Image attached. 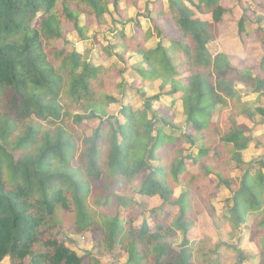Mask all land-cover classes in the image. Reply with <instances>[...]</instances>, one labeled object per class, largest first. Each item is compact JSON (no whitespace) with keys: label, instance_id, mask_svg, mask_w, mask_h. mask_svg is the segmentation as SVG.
<instances>
[{"label":"trees","instance_id":"16d2710c","mask_svg":"<svg viewBox=\"0 0 264 264\" xmlns=\"http://www.w3.org/2000/svg\"><path fill=\"white\" fill-rule=\"evenodd\" d=\"M120 1L0 0V264L5 258L8 264H101L91 252L78 255L70 248L60 236L63 228L98 230L109 251L127 255L123 264H194L188 238L195 228L196 195L209 204L215 190L229 189L233 167L243 174L226 200L225 216L236 231L248 230L254 218L249 229L258 264H264V167L242 159L252 141L238 123L245 118L257 130L264 110L236 88L264 96V55L255 73L254 66L238 67L228 55L209 51L228 14L221 0H167V11L158 10L175 31L167 46L158 42L147 49L120 33L122 42L107 48V58L122 47L119 58L132 49L141 61V109L121 103L111 112L124 96L123 82L113 80L122 72L68 51L66 25L85 39L79 18L100 26L110 4L119 13ZM40 13L45 18L36 28ZM246 19L242 15L237 22L239 35L245 34ZM157 81L158 93L146 96L144 88ZM161 97L182 103L185 129L179 136L166 133L165 126L174 127L171 119L152 110ZM178 143L169 155H158ZM190 163L200 171L190 173ZM178 187L184 191L174 198ZM117 193L123 210L127 194L159 197L171 209L152 208L136 225L130 212L110 213ZM164 213L170 222L162 220ZM178 235L183 238L175 248L171 240ZM246 259L251 256L238 250L236 264Z\"/></svg>","mask_w":264,"mask_h":264},{"label":"rangeland","instance_id":"374dc122","mask_svg":"<svg viewBox=\"0 0 264 264\" xmlns=\"http://www.w3.org/2000/svg\"><path fill=\"white\" fill-rule=\"evenodd\" d=\"M264 0H221V4L228 10L223 22L219 23L216 29V38L210 43L208 49L212 54L223 53L228 55L232 63L238 67L254 66L255 73L260 71V63L264 55V44L261 42L264 36V9L260 3ZM155 6V7H154ZM163 9L164 12L168 9L167 0H137V5L133 6L121 0L119 3V13L113 11L110 4V14L104 17V22L99 26L93 20H86L81 16L79 18V26L86 27L85 39H81L73 29L72 25H66L68 33L66 35V49L68 51H77L79 53H87L97 65L105 67L116 66L117 70L122 72L120 78L113 80L123 82L124 96H118V103L111 105V112H117L120 109V104L129 103L133 109H141L142 99L138 86L141 78L137 73V68L140 67V57L129 49L127 53L120 58L122 47L111 49L115 55L107 58L106 50L112 44L121 43L124 33L127 38L133 37V44H142L145 47L157 45L158 42L167 46V38L174 37L175 31L167 24L164 18H160L158 10ZM242 15H246L247 19L244 23L245 34H238L237 22ZM34 26L39 27L44 14L37 15ZM154 20V21H153ZM155 27L159 28L160 36H157ZM132 43L128 41L126 45L132 47ZM146 48V47H145ZM151 49V48H150ZM115 72V71H114ZM159 81L152 82L144 88L146 96H152L158 93ZM237 90L245 101L250 102L254 107H259L264 110V96L256 97L257 95L251 92L250 89H244L241 85H237ZM257 98V99H256ZM179 99L172 101L171 98L161 97L159 101L152 103V110L157 112V117L171 119L170 128L164 127V131L173 136H179L180 132L185 129V116L182 112V105ZM79 111L78 109H75ZM257 121L262 120L263 124L257 130H254L253 125L245 118H238L240 128L246 131L250 136L251 147L242 152V159L251 166L264 167V117L261 119L257 115ZM161 123L156 124L160 127ZM181 144V143H180ZM178 144L166 145L158 152L159 156H167L171 153ZM185 147V146H184ZM184 154L188 153V147H185ZM254 161H257L256 164ZM211 164L212 162H207ZM189 172L196 174L200 171L199 165L190 163ZM243 170L234 168L228 173L231 179V187L229 189L221 187L214 191V195L205 204V200L196 195L194 204L195 209V228L189 234V247L192 249L194 264H209L213 260H217L219 264H236L237 251H243L245 256H251V259H246L243 264H258V247L253 241V233L250 231L254 225V218L249 217L246 224L248 230H237L232 228V225L227 220V199L231 197L232 192H235L240 186V179ZM138 183L133 184L136 188ZM184 191V187H178L174 190L173 197L177 198ZM117 193L110 202V213L115 210H120L121 217L124 212H130L135 218V224L139 225L144 218H147L148 212L157 206L163 209L170 210L171 208L162 204L159 197L147 198L140 195L127 194L126 200L129 205L124 209ZM230 205V204H229ZM252 216V215H250ZM172 217L168 218L167 213L162 215L163 221L170 222ZM148 222L152 225L150 219ZM243 228V227H242ZM61 238L66 244L72 248L78 255H83L86 252L96 257L101 264H123L127 260V255L120 249L109 251V244L105 237L98 230L86 231L82 233H74L66 228H63ZM182 236L178 235L171 242L175 248L179 247ZM3 264H8V259L5 258ZM25 264H31L26 260Z\"/></svg>","mask_w":264,"mask_h":264},{"label":"crops","instance_id":"0c3cea01","mask_svg":"<svg viewBox=\"0 0 264 264\" xmlns=\"http://www.w3.org/2000/svg\"><path fill=\"white\" fill-rule=\"evenodd\" d=\"M155 46H156V44L148 48L147 45L145 44V47H146L147 49L154 48ZM259 127H260V126H259Z\"/></svg>","mask_w":264,"mask_h":264}]
</instances>
